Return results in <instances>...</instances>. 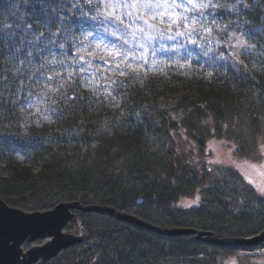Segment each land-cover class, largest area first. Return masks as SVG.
<instances>
[{"label": "trees", "instance_id": "1", "mask_svg": "<svg viewBox=\"0 0 264 264\" xmlns=\"http://www.w3.org/2000/svg\"><path fill=\"white\" fill-rule=\"evenodd\" d=\"M42 1L0 0V83L7 77L3 64L15 50L20 52L21 41L26 40V53H34L30 59L40 58L39 47L31 49L29 39L38 34L35 5L41 7ZM230 1L251 26L262 25L264 0ZM249 41L247 47L259 46ZM230 57L233 62L206 72L132 73L117 83L116 99L92 93L81 79L73 85L69 78L65 88L47 95L51 122L29 128L20 141L30 160L12 158L0 174V198L26 212L77 201L112 207L160 229L194 228L234 239L258 235L264 214L252 224L254 214H235L218 192L220 210L213 213L179 206L210 178L209 165L191 161L207 153L211 140L231 137L240 143L242 125L264 119V71L252 65V58ZM23 58L19 53L18 59ZM35 64L41 68L40 59ZM207 195L213 194L208 190ZM193 218L212 225L200 228ZM79 223L85 228L83 241L39 264H221L230 256L264 254V244L224 247L199 241L195 234L166 236L98 212L75 210L72 225ZM237 225L244 230L228 234Z\"/></svg>", "mask_w": 264, "mask_h": 264}, {"label": "rangeland", "instance_id": "2", "mask_svg": "<svg viewBox=\"0 0 264 264\" xmlns=\"http://www.w3.org/2000/svg\"><path fill=\"white\" fill-rule=\"evenodd\" d=\"M183 4L185 0H180ZM216 4L215 8H208L204 11V18L207 19V27L210 32H203L204 37H208L205 41L201 37L195 38V43L189 39L176 40H157L153 45L159 49L163 44L165 47H175L182 45L179 51H157L156 65L153 67V57L149 55L148 63L141 61H132L131 58L127 62L119 61V58L113 60L112 56L107 54L104 45L111 46L120 43L111 35L103 36V44L100 48L96 47L99 41L95 36L84 39L79 34L72 35L80 25L83 24L85 29L96 27L91 20H82L79 16L81 8L87 10L90 7L88 0H43L41 7L35 5L37 35L39 40V57H33L31 65L24 64L21 66V61L18 59V54L26 57L25 41H23L20 52L15 50V56L10 57L3 64L4 74L8 77L0 83V174L5 172L7 162L10 159L16 161L28 162L30 160L28 152L22 148L20 141L25 139L31 127H41L43 124L51 122L50 111L48 107L49 94H55L58 90L63 89L68 84L71 78V84L75 85V80L81 79L84 85L92 87V93L97 95L103 93L108 99L114 97V89L121 78L129 75H154L162 74L170 70H186L206 72L213 69L215 66H220L219 63L226 61L229 64L233 60L230 54L234 56H247L252 58V65L259 70L264 71V22L260 27L251 26L252 23L244 20L245 13L235 6L230 0H212ZM76 4L77 7H73ZM235 11L231 13L232 8ZM101 11L103 7L101 5ZM197 20H202L198 13L195 14ZM264 16V14H263ZM41 17H43L41 21ZM40 18V19H39ZM57 18L67 22L71 31L57 22ZM53 21L49 25V21ZM125 23H129L128 18L124 17ZM111 23V21H109ZM157 27L163 28L164 25L157 24ZM197 32H200L204 27L203 24L197 23L192 26ZM123 30V26H121ZM58 33L55 36L54 42L44 43L53 39L52 33ZM68 32L66 36L65 33ZM43 35H40V34ZM250 39V43L259 45L256 49L246 46V40ZM29 41H31L29 39ZM64 43V49H60L58 45ZM74 44L89 45L83 50L77 51ZM32 49V45L29 43ZM211 51H207V49ZM191 51L196 59H186V53ZM89 52L92 54L89 55ZM207 53L206 55L204 53ZM83 57V60L80 58ZM40 59L39 68L37 64L33 66V62ZM55 61L49 63V61ZM68 67H64L60 62ZM91 61L95 71L97 83L90 84L93 77L90 72H80L81 66L87 67V62ZM119 62V68L116 67ZM132 67L129 68L128 64ZM19 69V70H17ZM124 74L121 75L120 73ZM39 73V74H38ZM37 75V76H36ZM27 76V77H26ZM31 81L26 83L24 78ZM49 77L52 79L49 80ZM111 93V94H109ZM48 95V96H47ZM101 96V95H100ZM110 97V98H109ZM117 100H114V102ZM45 117H48L47 119ZM258 125V126H256ZM243 128H240L241 141L234 143L230 138L224 137L222 140H211L210 147L206 154L201 157H195L191 164L209 165V179L202 187L200 193L195 194L192 198H182L179 206L182 208H192L199 206L206 211L214 212L220 210L219 200L216 199L215 193L220 194V198L228 202L229 207L238 215L244 213L254 214L252 224L257 225L261 218H256L258 214H264V119L257 122L244 123ZM26 149V148H25ZM212 192V196L207 195V191ZM177 206V205H176ZM178 207V206H177ZM193 225L200 228L210 227L212 225L208 220L193 218L190 220ZM74 230H65V232L75 233L76 229L84 228L82 223L75 224ZM245 226L237 225L228 229V234L236 235L237 232L244 230ZM222 240L232 241L234 238L226 236ZM235 246V245H232ZM241 247L240 245H237ZM235 246V247H237ZM243 247V246H242ZM246 255L230 256L221 259V264H264V254L251 256L246 258Z\"/></svg>", "mask_w": 264, "mask_h": 264}, {"label": "snow or ice", "instance_id": "3", "mask_svg": "<svg viewBox=\"0 0 264 264\" xmlns=\"http://www.w3.org/2000/svg\"><path fill=\"white\" fill-rule=\"evenodd\" d=\"M90 7L85 10L83 8L79 11V16L82 20H91L95 23L96 27L85 29L84 25L81 24L79 29L72 33V35L79 34L84 39L95 36L99 43L96 44L97 48H100L103 44V36L105 34L111 35L118 41L119 44L111 46L104 45L107 54L112 56L113 60L119 58V61L127 62L129 58L132 61H141L142 63H148V57L151 55L153 67L156 65V52L157 51H176L178 52L182 45L175 47H165L163 44L160 45L159 49L153 47L157 40H176V39H189L195 43L196 37H201L205 41L208 37L203 36V32H210L211 29L207 27V19L204 18V11L208 8L217 7L216 4L212 3V0H185L182 4L180 0H88ZM241 2V0H237ZM101 5L103 11H101ZM73 7H77L76 4ZM196 13L199 14L202 20H197ZM124 17L128 18L129 23H125ZM111 21V23H109ZM57 22H60L63 27L68 28L71 31L70 26L67 22L57 18ZM49 25L53 21L48 22ZM200 23L204 27L200 32H197L192 26ZM157 24L164 25L163 28L157 27ZM123 26V30H121ZM5 27H10L5 25ZM11 35V34H10ZM40 35H43L42 33ZM51 40L44 43L45 47L47 44L53 43L54 38L58 33L53 32ZM68 35V32L65 33ZM25 39H27V32H25ZM39 37H35L29 41L33 48L36 47ZM23 43V41H21ZM77 51L83 50L84 47H91L89 45L74 44ZM60 49H64V43L58 45ZM19 51V50H18ZM211 51V49H207ZM92 53L89 52V55ZM207 54L206 52L204 53ZM15 56V53H13ZM34 53L30 50L26 53L25 60L21 61V66L25 63L31 65L32 60L30 59ZM83 60V57L80 58ZM186 59H196L191 51L186 53ZM55 61H49L54 63ZM64 67L68 65L64 64L62 60L60 62ZM120 64L117 62L116 67L119 68ZM128 67L131 68L132 64L129 63ZM43 68V65H41ZM93 69L91 61L87 62V67L81 66L80 72H90L93 79L90 84L97 83L95 77V71ZM19 70V69H17ZM121 75L124 73L121 72ZM52 78L49 77V80ZM111 94V93H109ZM46 119L48 117H45Z\"/></svg>", "mask_w": 264, "mask_h": 264}, {"label": "water", "instance_id": "4", "mask_svg": "<svg viewBox=\"0 0 264 264\" xmlns=\"http://www.w3.org/2000/svg\"><path fill=\"white\" fill-rule=\"evenodd\" d=\"M74 210L81 212H98L108 214L125 223L162 233L172 235H194L202 242L213 245L232 246L240 245L246 248H258L264 244V230L258 235L248 238H237L232 241L222 240L211 231L197 229H160L152 224L145 223L134 215L123 213L112 207L83 206L79 202H62L52 210L41 212H26L22 209L9 206L0 198V264H38L50 262L64 250L74 247L83 241V237L65 232L67 224L75 218ZM45 239L42 245L24 249L25 243Z\"/></svg>", "mask_w": 264, "mask_h": 264}, {"label": "flooded vegetation", "instance_id": "5", "mask_svg": "<svg viewBox=\"0 0 264 264\" xmlns=\"http://www.w3.org/2000/svg\"><path fill=\"white\" fill-rule=\"evenodd\" d=\"M74 212V216H75V210L73 211ZM73 222H74V220L72 221V222H70L69 224H67V226H66V228H65V230H67V228L71 231L72 229H73ZM70 233V232H69ZM45 242V239H42V240H37V241H33V242H31V243H25L24 244V249L26 250V249H29V248H32V246H36V245H42V243H44ZM41 263V262H40ZM39 264V263H38Z\"/></svg>", "mask_w": 264, "mask_h": 264}, {"label": "bare ground", "instance_id": "6", "mask_svg": "<svg viewBox=\"0 0 264 264\" xmlns=\"http://www.w3.org/2000/svg\"><path fill=\"white\" fill-rule=\"evenodd\" d=\"M84 231H85V228H82V229H76V230H75V232H76L80 237H83ZM66 233H69V232H66ZM45 263H47V262H45Z\"/></svg>", "mask_w": 264, "mask_h": 264}]
</instances>
